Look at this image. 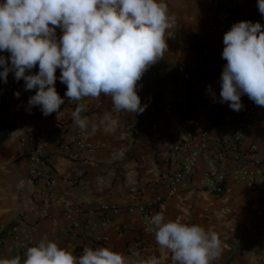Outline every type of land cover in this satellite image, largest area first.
Segmentation results:
<instances>
[{
  "label": "crops",
  "instance_id": "obj_1",
  "mask_svg": "<svg viewBox=\"0 0 264 264\" xmlns=\"http://www.w3.org/2000/svg\"><path fill=\"white\" fill-rule=\"evenodd\" d=\"M165 2L176 23L168 34V51L163 60L139 82L138 93L147 107L142 114L130 115L113 112L109 97L88 101L82 115L98 128L94 133L91 128L82 131L93 147L91 151L74 145L60 151L53 141L56 136L69 141L79 129L71 116L77 102L65 99L59 118L56 113L45 117L38 106L29 110L27 102L35 91H25L23 80L17 82L14 73H9L7 83L0 79V96L9 103L4 120L15 125L0 142V258L12 254L7 229L20 222L33 239L41 240L46 235L61 247L74 249L77 256L82 245L103 246L125 255L139 253L141 259L155 255L162 264H171L170 254L161 252L155 244V227L150 222L143 225L125 207L137 199L168 193V182L178 170L181 157L173 143L187 138L193 147H199L202 141L206 146L200 150L195 171L177 192L163 200L161 210L166 220L199 224L216 232L224 251L215 264H264V176L253 189L228 181L218 197L204 188L209 174L229 164L235 120L252 103L242 95L243 108L236 112L226 103H213L208 91L211 85L219 98L220 77L227 63L222 59L224 34L242 20L264 25V15L258 10V0ZM221 10L229 13L227 27L217 31L213 26L219 23ZM38 71L37 65L32 72ZM56 75V89L63 98L67 87L59 80L60 69ZM263 117V108L256 106L248 118L249 127L241 145L253 143L257 155L264 160ZM128 124H133L129 132L125 129ZM30 137L37 139L48 159L49 172L56 178L50 189L44 180L28 175V151L34 144L28 141ZM100 203L119 207L105 227L100 225L96 211ZM76 206L83 211L65 212V208ZM73 220H80L81 225L72 228ZM87 221L94 226L87 227ZM88 230L107 236V240L93 243L83 236Z\"/></svg>",
  "mask_w": 264,
  "mask_h": 264
},
{
  "label": "clouds",
  "instance_id": "obj_2",
  "mask_svg": "<svg viewBox=\"0 0 264 264\" xmlns=\"http://www.w3.org/2000/svg\"><path fill=\"white\" fill-rule=\"evenodd\" d=\"M264 15V0H258ZM175 15L165 0H3L0 3V79L9 73L24 81L28 108L39 107L47 117L59 118L65 99L77 102L71 116L81 131L98 130L82 115L88 101L109 97L112 111L142 114L139 82L168 51L167 38L175 27ZM57 29L62 35L57 37ZM219 98L213 103L243 108L242 95L264 107V25L242 20L223 37ZM10 60V63H9ZM38 65V73L32 72ZM59 80L67 91L62 98L56 89ZM19 98L20 93L17 92ZM103 123V121H101ZM108 129L105 128V131ZM22 187L21 185H19ZM155 244L170 254L171 264H215L224 251L220 236L199 224L166 220L154 214ZM0 264H162L155 255L146 259L139 253L125 255L111 247H83L81 255L61 247L46 235L20 256L0 258Z\"/></svg>",
  "mask_w": 264,
  "mask_h": 264
},
{
  "label": "built area",
  "instance_id": "obj_3",
  "mask_svg": "<svg viewBox=\"0 0 264 264\" xmlns=\"http://www.w3.org/2000/svg\"><path fill=\"white\" fill-rule=\"evenodd\" d=\"M228 15L229 13L226 10H221L218 16L219 23L214 25L213 29L224 31L227 27ZM59 36H61V30L57 29V37ZM256 106L257 105L252 101L243 111V114L235 120V125L231 133L232 147L229 164L222 171L209 174L205 179L204 188L214 197L220 196L225 191L228 181L238 184H247L253 189L264 176V160L257 155L254 144L251 143L248 147H243L241 145L244 132L246 128L249 127L248 118L254 112ZM261 108L264 110V107ZM262 122L264 123V117L262 118ZM132 128L133 124H128L125 127L127 132L131 131ZM152 129H156V124L152 126ZM28 141L34 143L28 151V175L32 179L44 180L46 187L50 189L56 184V178L49 172L50 166L45 152L36 143L37 139L30 137ZM53 141L60 151H66L73 145L79 149H87L89 151L93 149L92 145L84 138V134L80 129L76 130L74 136L69 141H64L58 136L54 137ZM205 146V142L202 141L199 147H193L187 138H182L174 142L172 147L175 151H181V157L178 170L175 171L168 182V193L164 195H155L152 199L134 200L125 207L126 211L129 214L136 215L141 219L143 225H147L154 214L162 212L163 200L170 194L177 192L179 190V185L195 171L199 161L200 150ZM82 211L83 209L80 206L65 208V212L70 214L81 213ZM96 211L100 216V225L105 227L110 222L112 216L119 211V207L110 203H100L97 205ZM80 223V220H73L70 225L72 228H76L81 225ZM86 224L87 227L94 226L90 225L89 221H87ZM7 234L11 239L12 249V254L7 258L20 256L23 260V255L27 248L40 241L28 236L26 225L20 222L11 224L7 229ZM83 236L97 244H101L107 240V236L102 234L94 235L90 230L85 231ZM1 245L2 240H0V247ZM84 246L86 245H82L78 249L79 255L82 254Z\"/></svg>",
  "mask_w": 264,
  "mask_h": 264
},
{
  "label": "trees",
  "instance_id": "obj_4",
  "mask_svg": "<svg viewBox=\"0 0 264 264\" xmlns=\"http://www.w3.org/2000/svg\"><path fill=\"white\" fill-rule=\"evenodd\" d=\"M8 109V101L3 96H0V142L10 131L15 128V125L4 120L8 113Z\"/></svg>",
  "mask_w": 264,
  "mask_h": 264
}]
</instances>
